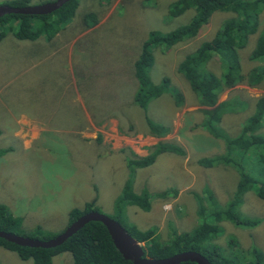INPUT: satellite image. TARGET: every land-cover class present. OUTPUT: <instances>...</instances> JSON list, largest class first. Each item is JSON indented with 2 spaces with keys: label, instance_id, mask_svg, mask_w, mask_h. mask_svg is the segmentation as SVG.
<instances>
[{
  "label": "rangeland",
  "instance_id": "rangeland-1",
  "mask_svg": "<svg viewBox=\"0 0 264 264\" xmlns=\"http://www.w3.org/2000/svg\"><path fill=\"white\" fill-rule=\"evenodd\" d=\"M7 1L10 0H0V6ZM50 1L54 0H29V6ZM172 1L66 2L76 7L71 18L58 27L56 38L47 41L40 37L44 41L35 43L44 54L56 50L44 64L51 61L57 67L55 83L51 81V84L54 90L59 85L63 96L57 100L59 105L47 102L51 94L48 89L46 97L43 94V99L38 98L40 103L30 111L32 114L36 111V115L56 107L59 120L68 112H76L75 120L64 128V124L46 118L49 126L45 128L49 132L44 133L40 130L35 133L34 128L26 127L23 132L28 138L35 136L29 148L22 147L23 138L16 130L21 125L12 126L11 118L18 115L13 106L21 100V91L17 89L23 69L30 67L37 56L27 55L29 45L23 42L16 44L22 46L20 51L9 46L0 57V206L17 221L11 225L14 235L57 236L67 227L71 209H82L95 199L91 212L114 218L127 234L131 227L140 232L154 230L151 240L164 244L177 234L193 231L202 218L199 212L211 207L224 211L233 202L239 180L236 168L214 163L212 159L225 148L223 139L218 138L221 130L228 136L226 139L240 133L243 121L253 112L254 100L264 95V83L257 88L237 85L221 93L217 104L234 97L244 104L222 116L215 130L207 131L206 127L212 129L216 125L205 126L200 122L201 108L195 100L187 103L195 95L176 72L179 62L201 43L209 41L230 14L212 13L208 23L185 43L152 48L149 79L158 85L162 78H167L169 92L151 100L144 111L132 103L136 89L132 65L148 32L173 31L194 15V10L188 9L180 16L169 18ZM49 18L53 20L54 16ZM99 20L100 24L91 28ZM18 25L11 15L3 16L0 19L2 36H10ZM263 27L264 13L259 15L257 33L248 36L245 46L238 50V61L244 72L256 65L248 56ZM88 28L91 29L84 31ZM45 33L40 36L48 37ZM67 60L74 78L67 71ZM217 65L216 61H209L207 69L214 73ZM30 84L22 91L34 95L37 84L35 80ZM76 94L79 99L75 104L69 96L76 97ZM72 106L76 108L72 110ZM146 119L168 129L169 134L159 139L146 136L149 131ZM158 141L180 147L183 155L164 151L147 167H126L125 157L129 154L144 157ZM202 160L208 162L207 167L200 165ZM260 188L255 186L256 192ZM123 189L140 196L141 205L147 203L148 210L145 212L137 205L127 206V193ZM238 210L247 220H255V226L239 228L230 221L218 219L216 226L220 231L212 242L227 257L235 249L229 245L231 240L240 250L254 247L262 254L264 264V199L254 190L243 192ZM51 263L71 264L72 261L68 253H61ZM0 264H32V261L20 260L13 251L0 248Z\"/></svg>",
  "mask_w": 264,
  "mask_h": 264
},
{
  "label": "trees",
  "instance_id": "trees-1",
  "mask_svg": "<svg viewBox=\"0 0 264 264\" xmlns=\"http://www.w3.org/2000/svg\"><path fill=\"white\" fill-rule=\"evenodd\" d=\"M70 2L63 4L57 11L48 15L9 14L19 22L17 30L11 35L17 41L34 40L40 37L47 41L52 39L58 33V27L66 23L72 16L76 5L69 6ZM4 5L21 8L29 6V0H10L4 2ZM171 6H173L172 9ZM188 9H193L194 15L185 25L167 33L148 32L132 65L133 77L136 82L132 103L144 111L151 100L169 92L167 78H162L158 85L152 84L149 79L148 71L153 62L152 48H170L179 43H185L195 37L200 29L208 23L212 13L230 14L229 18L222 21L213 37L209 41L201 43L194 52L186 55L176 68V72L188 83L190 90L195 95L187 103H194L195 100L196 105L201 108L199 112L202 114V121L200 122H203L205 126L215 124V128L206 127L207 131L215 130L216 127H219L222 116L233 112L232 109L239 108L242 103L244 104L243 101L239 102L235 97L217 104L221 93L237 85L257 88L264 83V27L256 36L254 47L248 56L249 61L256 65L244 72L237 56L238 50L245 46L248 36L257 33L259 15L264 13V0H173L169 4L167 16L169 18L177 17ZM50 16H54V19L51 20ZM65 18L66 20L63 22ZM47 28L49 29L48 33H45ZM43 33L48 37L40 36ZM2 35L3 31H0V40L4 37ZM212 60L218 64L214 73L210 68L207 69V63ZM178 97L180 99L179 95ZM253 108L252 114L243 121L239 134L226 139L228 136L221 130L219 137L214 135L223 139L225 148L220 154L221 156L212 159V162L233 165L239 176L233 202L228 203L224 211L211 207L209 210L199 212V214L202 213V218L193 231L177 234L171 241L167 239L164 244L151 240L155 236L154 230L147 229L140 232L131 227L128 235L141 245L142 258L158 260L183 252H195L209 264H263L262 254L254 247L240 250L237 243H233L231 240L229 245L232 244L235 249L227 257L224 255V251L222 254L221 249L212 242L220 231L216 226L218 219L230 221L232 225L239 228L255 226V220H247L238 210L243 192L254 190L258 197L264 199V95L254 100ZM145 121L149 128L146 136L159 139L169 134L168 129L154 124L148 119ZM63 127L66 128V125L64 124ZM222 135L223 137H221ZM164 151L183 155L180 147L158 141L146 156L137 157L129 154L123 160L126 167L130 169L143 168L152 164L156 155ZM200 165L207 167L208 162L202 160ZM258 185L261 188L256 192L255 186ZM122 192L127 193L125 195V198L128 199L127 206L137 205L145 212L148 210L147 203L141 205L140 196L132 192L129 194L124 189ZM94 200L85 204L82 209H71L68 212L67 226L83 214L93 211L94 208H90V206ZM16 222L15 218L0 206V231L15 234L11 225ZM18 236L42 242L56 237H38L33 234ZM0 248L13 251L20 260L30 259L32 264H52V258L61 253L70 255L71 264H132L122 258L112 244L104 226L99 222L84 224L54 248L18 246L1 238ZM180 264L196 263L186 261Z\"/></svg>",
  "mask_w": 264,
  "mask_h": 264
},
{
  "label": "crops",
  "instance_id": "crops-1",
  "mask_svg": "<svg viewBox=\"0 0 264 264\" xmlns=\"http://www.w3.org/2000/svg\"><path fill=\"white\" fill-rule=\"evenodd\" d=\"M101 20L98 21L97 25H93L91 28H94L95 26H98L100 24ZM91 28L85 29L84 31H87ZM83 31V32H84ZM56 38V37H53ZM52 40V39H51ZM40 41H44L41 38H36L34 40H23V41H17L13 38V36H8V37H4L1 41H0V57L6 52V50L9 48V46L14 50H18L20 51L22 48V46L17 47L16 44L17 43H28L26 46L27 49V55H36V58H33L30 64V67H24L23 69V73L21 75L22 77V82L21 85L18 87L17 91H21V100L20 102H17V104H15L13 106L14 109H16L18 112V115L16 117H12V126H18L19 124L21 125V127H17L16 130H18L17 134H19V136H21V138H23L22 140V147L23 148H29L32 144V141L35 139V136L33 138H28L29 135H27L26 132H23V130L26 127H32L34 128V132L35 133H39L38 130H40V133H44L46 131L49 132V130L47 128H45V126H49V123L46 121V118L51 119L52 121H57L60 122V124H70L71 121L75 120V116H76V112H68V115L66 117L61 118L60 120L56 117L57 114V108L56 107H52L47 111L44 112H40L38 114L35 115L36 111H34V114H32V112L30 111V109L39 104L40 101L39 99H43V94L44 97H46L47 91L48 89L50 90V96L47 98V102L53 103L55 105H59L58 103V98L63 96V91L60 90V86L56 85V89L54 90L53 85L51 84V81H53L55 83V81L53 80L57 74V67L52 66V62L48 61V64H44L45 61L49 58L52 57L51 55L56 53V50L52 49L50 50L49 53L44 54V52L42 51V49L40 48V46H35V43ZM23 45V44H22ZM41 45V44H40ZM51 53V55H50ZM67 64V71L73 76L74 78V74L71 70V65L69 60H67L66 62ZM35 80V83L37 84V86H35V91H34V95L31 93H27L22 91V89L24 87H27V85H31L33 83L30 84V81ZM10 81H13L12 79ZM74 83V81H72V84ZM75 85V83H74ZM41 90V91H40ZM38 91V93H37ZM37 93V94H36ZM34 97V100H31V98ZM39 98V99H38ZM77 94L76 97H71L69 96V99L74 102L76 104L77 102ZM45 99V98H44ZM79 99V98H78ZM3 106H7V102L3 105ZM71 108H73L72 110H74L76 108V106H72ZM30 131V129H28V132ZM75 132V130H74ZM76 133V132H75ZM15 132V135H17ZM31 134V133H30ZM14 135V136H15ZM37 138V137H36ZM147 230V229H146Z\"/></svg>",
  "mask_w": 264,
  "mask_h": 264
},
{
  "label": "water",
  "instance_id": "water-1",
  "mask_svg": "<svg viewBox=\"0 0 264 264\" xmlns=\"http://www.w3.org/2000/svg\"><path fill=\"white\" fill-rule=\"evenodd\" d=\"M69 0H55L51 3H45L38 6H26L21 8H13L9 6H0V17L9 14H19L26 16H41L48 15L53 11L59 9L64 3ZM88 222L101 223L107 234L109 235L112 244L122 256L123 259L130 261L132 264H180L182 262L190 261L196 264H209L201 255L195 252H183L164 259H148L142 258V250L139 245L126 231L114 220L107 218L96 212H88L80 216L73 223H71L65 230L48 241H39L29 239L22 236H17L11 233L1 232L0 238L13 243L18 246H25L30 248H54L63 243L67 237L71 236L84 224Z\"/></svg>",
  "mask_w": 264,
  "mask_h": 264
},
{
  "label": "clouds",
  "instance_id": "clouds-1",
  "mask_svg": "<svg viewBox=\"0 0 264 264\" xmlns=\"http://www.w3.org/2000/svg\"><path fill=\"white\" fill-rule=\"evenodd\" d=\"M68 227V226H67Z\"/></svg>",
  "mask_w": 264,
  "mask_h": 264
}]
</instances>
